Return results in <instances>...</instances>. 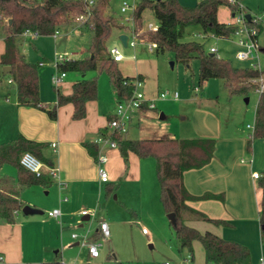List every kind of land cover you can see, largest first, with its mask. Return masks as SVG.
Masks as SVG:
<instances>
[{"label": "trees", "instance_id": "1", "mask_svg": "<svg viewBox=\"0 0 264 264\" xmlns=\"http://www.w3.org/2000/svg\"><path fill=\"white\" fill-rule=\"evenodd\" d=\"M112 0H94L88 6L87 0H0V30L5 34L4 53L0 64L9 68L11 82L17 88L19 105L38 108L45 111L49 118L56 121L58 109L71 104L72 118L82 120L87 116V105L98 97V81L95 77L88 78L90 72L105 69L110 77L118 100L129 98L133 91V81L136 77L124 76L108 48L107 42L113 30H125L114 15L110 13ZM226 5L234 15L238 6H233L227 0H201L195 7H184L179 0H137L134 11V27L136 32L143 31L146 11H151L159 29L156 32H144L141 38L157 44L156 54L170 52L177 61L188 63L192 59L200 61L199 83L204 84L211 79L223 81V87L230 99L238 96H248L255 90L257 84L253 79L264 74L249 66L238 67L228 59L215 53H207L205 43L186 38L199 32L204 37L227 39L234 35L237 27L219 21V8ZM233 6V7H232ZM87 20L76 23L71 32L84 30L89 34L87 55L82 59H70L58 65L61 72H77L82 78L73 85L72 93L63 94L57 88V102L53 107H46L40 98V64L28 62L21 48L20 36L26 31L36 36H51L61 26L71 21H77L80 16ZM249 26L261 33L262 26L249 21ZM255 112L254 130L248 141L247 150L251 151L255 139H264V92L259 94ZM147 111V106H143ZM112 118H109V121ZM107 134L101 130L100 135ZM113 139L118 143V150L123 157L126 167H129V154L133 153L141 159L154 158L158 179L161 187V202L166 214L176 216V231L181 251L187 250L194 261V243H201L205 255V264H252L250 249L241 243L226 240L212 231L200 232L192 227L190 222H206L218 227H229L231 224L223 219H214L206 213L193 208L190 203L196 201L217 200L224 202L225 194L211 192L202 195L192 194L185 185L184 174L190 170L202 169L209 165L215 157L217 141L210 138L178 139L164 135L154 139L131 140L126 135L114 134ZM88 153L96 160L98 146L95 142L83 143ZM47 144L40 143L20 134L17 139L0 144V168L12 164L17 171V177L0 175V218L9 225L16 223V216L22 211L25 203L23 192L33 186L48 187L51 179L43 174L36 176L21 165V157L30 152L47 166H53L50 159L44 155ZM261 190L259 222L261 237L264 242V174L258 179ZM46 264H62L49 262Z\"/></svg>", "mask_w": 264, "mask_h": 264}, {"label": "rangeland", "instance_id": "2", "mask_svg": "<svg viewBox=\"0 0 264 264\" xmlns=\"http://www.w3.org/2000/svg\"><path fill=\"white\" fill-rule=\"evenodd\" d=\"M123 1L112 0L110 13L122 25L127 26L126 20L129 14L121 12ZM126 1L132 2V0ZM200 1L179 0V3L184 7H195ZM263 13L264 0H239L237 15H250L255 19L260 18ZM219 19L221 22H233L231 8L226 5L220 6ZM144 20L146 25L149 22H157L154 14L149 10L145 12ZM77 22L75 20L63 24L59 33L51 36H20L21 48L26 60L34 64L40 62L46 64L44 67L39 66L38 69L40 98L44 106L53 107L57 102V87L52 82V74L60 72L54 63L55 55L67 53L71 59H82L87 55L89 44L87 31L71 32ZM123 33L130 35L127 30L114 29L107 42L108 48L116 47L125 56V59L118 64L124 76L136 77L138 73L145 75L144 86L139 91L145 92L151 99L150 103L155 105L152 110H142L134 114L127 138L131 140L154 139L168 135L178 139H214L217 141L216 162L222 167L229 165L232 169H240L243 166L241 159H250L251 156L247 150L252 134L248 125L255 124L259 92L253 90L248 96L238 95L230 99L222 80L211 79L204 84L199 83L200 61L198 59L185 63L177 61L170 52L156 54L155 51L151 52L148 46L141 44L137 48L125 47L120 40V35ZM4 37V32L0 30V58L4 50ZM239 37L234 34L227 39L203 38L198 32L186 39L205 43L207 53L210 52L212 46H216L218 49L216 54L219 57L230 60L235 66L246 67L249 66V62H240L236 58L239 50L236 41ZM257 41L260 50L259 61L264 69V27ZM134 55L136 58H133ZM66 75L63 82L65 84L62 83L63 86L58 87L63 94L68 84H74L76 79L82 78V75L77 72H66ZM86 77H95L98 81V97L88 104L87 116L89 113L90 118L100 119L107 124V117L116 113L119 103L109 74L105 69H99L88 73ZM11 80V75L5 74L4 67L0 64V144H8L18 137V119L10 113L12 110L10 104L17 100V88ZM176 92L179 95L178 99L173 98ZM162 94L166 96L162 97ZM247 98L248 102H246ZM28 108L36 109V112L48 116L37 108ZM60 116L62 119L68 118L74 121L72 107L70 105L61 106L56 121ZM47 118L54 122L49 116ZM98 136L99 134L97 138ZM40 143L47 144L43 141ZM48 149L47 145L44 151L49 155ZM253 149L257 150L254 153L256 171L264 173V139H255ZM144 160L149 166L144 169L145 178L142 182L123 180L116 184V191L107 192L105 194L107 199L104 196L100 202L99 215L108 221V214H110L111 217L118 219L129 216L133 222L128 229L129 236H112V244L108 243V238L100 239V251L105 264H165L167 261L172 264H205L201 243H194V261L191 260L187 250L181 251L176 231L161 202V187L156 161L154 158ZM0 175L16 178L17 171L12 164H6L0 168ZM26 192H24L25 195L23 194V199L34 194L33 191ZM43 194L46 195L45 192ZM107 203H109L108 207ZM118 206L123 210H119ZM50 207H52L51 197L47 196L41 209L47 213ZM20 213L21 216L24 215L22 211ZM93 220L95 218L84 222L85 227L78 229L83 237L88 230L90 232L96 230V222L91 227L89 225ZM230 227L227 228L231 229ZM143 229L148 231V236L144 235ZM248 241L252 245L259 244L260 233L258 232V235L249 234ZM247 247L251 251V248ZM80 248L77 246L72 249L80 250ZM258 256L257 264H260V254Z\"/></svg>", "mask_w": 264, "mask_h": 264}, {"label": "crops", "instance_id": "3", "mask_svg": "<svg viewBox=\"0 0 264 264\" xmlns=\"http://www.w3.org/2000/svg\"><path fill=\"white\" fill-rule=\"evenodd\" d=\"M232 17H234L233 14ZM230 23L232 22H228V24ZM41 63L44 64L41 67L46 65L45 62L39 64ZM139 75L144 77L145 82V75L138 73L136 76ZM79 80L80 78L76 79L75 83ZM74 84L70 83L66 86L65 95L72 93ZM146 97L151 100L147 94ZM68 105L72 107L73 114V106ZM10 107H12L10 113L18 119V135L22 134L34 141L47 142L50 153L48 155L44 151V155L52 161V167L58 173V179L48 176L51 179V184L48 187L33 186L26 189L25 191L28 193L33 191L34 194L23 199L24 191L23 202L25 205L29 204L41 209L47 196H50L52 207L48 212L58 209L61 215L54 218L48 216V212L43 215L23 216L19 213L14 225H9L0 218V264H46L49 262L105 264L101 251L98 258H91L88 249L81 244L83 235L78 232V229L85 227L82 219L89 217L81 216L80 212L82 210L95 212V216L91 217L95 220L89 224L91 227L96 222V230L89 233L90 242L100 243V239H102L99 231L100 222L109 224L111 235L108 238V243L110 244L113 243L112 236H129L128 229L133 223L129 216L118 219L108 214V221L99 215L100 202L107 192L116 191V184L123 180L142 182L145 178L144 169L149 164L131 153L128 157L129 168L127 169L118 149L105 148L104 153L108 161L104 167L109 174V181L102 183L99 166L83 143L86 141L95 142L97 134L100 135L101 130L110 132L109 118H113L114 115L107 117V124L100 119L90 118L89 113L82 120L72 121L68 118L62 119L60 116L58 121L51 122L48 120V116L36 112V109L19 105L18 100L12 102ZM64 113L67 115L66 111ZM253 142L249 152L251 153L250 159L242 158L243 166L240 169H232L229 165L222 167L218 164L216 162V146L212 162L202 169L185 172L184 182L186 188L194 195H202L207 192L225 194L224 202L217 200L196 201L190 205L211 218L228 221L231 224V229L206 222H190L189 224L200 232L212 231L226 240L238 241L249 246L252 252V262L257 264L258 254H260V258L264 256V242L259 222L261 190L258 186L259 180L253 178V173L257 172L254 158V153L257 150L253 149ZM52 143H57V147L53 148ZM59 182L65 183L66 187L60 186ZM43 192L46 195H42ZM119 203L123 204V202ZM108 206L109 203H107ZM118 209L123 210L120 206ZM158 214L160 215L159 210ZM258 232L260 233V243L252 245L248 241V236L251 233L258 235ZM73 234H77L78 237L73 239ZM144 235L148 236L149 233H144ZM77 246L81 247L80 250L72 249ZM32 258L36 261H32Z\"/></svg>", "mask_w": 264, "mask_h": 264}, {"label": "built area", "instance_id": "4", "mask_svg": "<svg viewBox=\"0 0 264 264\" xmlns=\"http://www.w3.org/2000/svg\"><path fill=\"white\" fill-rule=\"evenodd\" d=\"M88 6L93 5L94 0H87ZM229 4L233 6H238L239 8V0H227ZM137 6V0H132V2H128L126 0L123 1L121 5V12L123 14H129V17L126 20L127 30L130 35L126 34L128 36V46L132 48H137L139 44L143 46H148V49L153 52L157 48V44L154 42H147L144 39L141 38V35L143 34V31L146 32H156L159 29V24L149 22L147 25L145 24L143 31L136 32L134 27V11ZM87 20V17L82 15L77 18V21L79 23L84 22ZM249 21H252L253 23H258L262 27H264V13L260 18L253 19L251 17L250 20H247L246 16L237 15V12L234 14V21L232 22V25L237 27V31L235 35H239V39L236 41V44L239 48V50L236 53V58L240 62H249V67L258 70L259 72H262L264 69L261 66V63L259 61V45H258V30L254 27L249 26ZM59 30L56 31L55 34H58ZM54 34V35H55ZM23 36L25 37H37L34 33L30 31H26ZM203 38H207L202 36ZM211 53H217L218 49L216 46H212L209 50ZM110 54L112 58L120 63L125 59V56L121 53V51L114 47L110 49ZM133 58H136V55L133 56ZM71 57L69 54H56L55 55V64L58 65L64 63L65 61L70 60ZM44 65L43 63L40 64V66ZM59 71V70H58ZM52 74V82L53 84L58 88L62 85L64 82V79L66 78V72H61ZM254 84H257L258 88L257 91L259 94L264 92V74L261 73L259 77L252 80ZM134 85V91L132 95L129 98L119 100V103L117 105L116 113L114 114L113 118L109 121L108 128L110 129V132L107 134L99 135L98 138L95 140V143L98 146V156L96 159V162L99 166V176L100 181L102 183H106L109 181V174L104 167L105 163L108 161L106 154L104 153L105 148L110 149H118V143L116 140L113 139L114 134L119 135H127L130 129V124L133 119V116L135 113L142 111L143 106H147L148 110H152L155 108V105L153 103H150L151 100H149L146 97L145 92L139 91L140 88L144 86V80L141 78H135L133 81ZM165 94H162V97H165ZM174 99H178L179 95L178 93L173 94ZM248 128L253 132L254 125H248ZM52 147L56 148L57 143H52ZM21 165L29 170L32 173H35L36 176H42L43 174H46L50 178H57L58 179V173L52 166L45 165L41 160H39L36 156H34L30 152H26L21 157ZM262 177V175L258 172L253 173V178L258 180ZM60 186L66 187V184L63 182H59ZM48 216L57 218L61 215L60 210L55 209L47 213ZM80 215L85 217L88 216L89 218L95 216V212L88 211V210H82L80 212ZM99 231L101 233L102 239H107L110 237V227L107 222H100L99 225ZM143 232L145 234L148 233L146 229H143ZM89 233L90 231L84 235L83 240L81 241L82 246H85L88 249L89 255L91 258H98L100 256V246L101 243L99 242H89ZM73 239H76L78 237L77 234L72 235ZM2 260V258H1ZM165 264H172L170 261L165 262ZM260 264H264V256L260 258Z\"/></svg>", "mask_w": 264, "mask_h": 264}, {"label": "water", "instance_id": "5", "mask_svg": "<svg viewBox=\"0 0 264 264\" xmlns=\"http://www.w3.org/2000/svg\"><path fill=\"white\" fill-rule=\"evenodd\" d=\"M247 20H250L251 19V16L250 15H247L246 16ZM120 40L121 42L123 43V45L125 47L128 46V36L126 34H122L120 35ZM9 68H4V72L7 74L9 72ZM249 99L247 98L246 99V102H248ZM162 118H164V116H162ZM22 213L24 215H43L45 212L39 208H36V207H33L29 204L25 205L22 209ZM168 219L170 220L171 224H175L176 222V216L175 214L173 213H170L167 215ZM89 218H84L82 219L83 222H85L86 220H88Z\"/></svg>", "mask_w": 264, "mask_h": 264}]
</instances>
